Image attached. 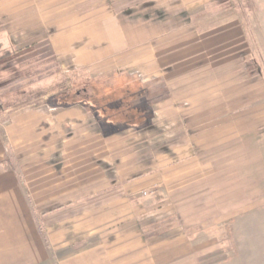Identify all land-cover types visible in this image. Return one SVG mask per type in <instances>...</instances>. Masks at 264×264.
Masks as SVG:
<instances>
[{
  "label": "crops",
  "instance_id": "1",
  "mask_svg": "<svg viewBox=\"0 0 264 264\" xmlns=\"http://www.w3.org/2000/svg\"><path fill=\"white\" fill-rule=\"evenodd\" d=\"M37 2L0 0V21L7 3L18 21L0 22V34H14L18 48L17 40L35 37L30 48L45 44L48 65L59 73L85 69L93 75L140 71L155 52L189 36L194 28L186 26L196 15L208 19L214 5H229L228 0H128L124 7L111 3L101 10L98 4L50 18L33 7ZM42 20L53 22L42 29L37 25ZM20 28L31 31L17 37ZM202 46L200 52L212 53V47ZM226 50L231 57L233 50ZM218 57L213 54L212 60ZM191 62L179 67L182 74ZM221 64L211 62L210 82ZM214 94L181 105L172 93L160 98L157 105L164 106L169 123L140 131L136 148L104 134L98 108L86 102L41 101L6 111L0 105V264L233 261L239 229L264 211V108L257 94L252 111L238 109L233 118L225 96ZM102 210L109 222L102 221ZM122 211L123 222L117 221ZM230 226L235 254L224 258Z\"/></svg>",
  "mask_w": 264,
  "mask_h": 264
},
{
  "label": "rangeland",
  "instance_id": "2",
  "mask_svg": "<svg viewBox=\"0 0 264 264\" xmlns=\"http://www.w3.org/2000/svg\"><path fill=\"white\" fill-rule=\"evenodd\" d=\"M37 1L33 7L50 18L63 14V17L71 16L77 11L91 10L98 4L101 5V10H107L111 3H116L118 7L128 4V0ZM228 3L226 8L224 6L222 8L219 4L214 5L211 18L204 19V14L196 15L195 23L191 22L186 26V28H194L189 32V36L182 38L180 43L177 42L162 50L161 55L155 52L150 56L140 69L142 74L140 71L128 72L118 68L93 75L84 69L80 71L87 72L91 80L79 82L71 90L69 89L72 84L71 77L79 70L66 74L59 73L48 65L47 52L43 50L45 44L30 48L31 44L36 42L35 37L31 41L23 38L17 40L18 48L13 42L15 35L4 32L2 34L8 36L12 52L3 57L0 53V105L4 110L5 105H9L8 109H11L41 101L48 103L55 100L68 105L78 101L86 102L90 108H98L104 134L114 135L117 141L127 139L131 143L130 147L133 148H136L134 145L140 131L152 125L169 123V117L163 113L166 109L157 105L162 101L160 98L168 96L169 93L177 98L176 105H181L192 98L198 99L204 95L221 93L225 96L224 102L228 103L235 114L233 118H236L238 109L252 111L253 103L259 101L256 98L258 95H260L258 98H261V107L264 108V0H228ZM11 4H6L8 7L5 11L6 18L0 21L4 25L17 21L16 18L15 20L11 18L15 15ZM26 4L22 2L21 6H26V10H29L30 6ZM52 22L53 20H42L38 21L37 25L42 24L44 29L46 23ZM192 23L197 26L194 27ZM196 28L207 31L201 33ZM30 31L17 29L16 36L25 37L23 35ZM202 44L212 47V53L200 52V48L204 47ZM228 48L233 50L227 54L231 55L229 58L225 56ZM242 53L243 58L240 57ZM213 54H218L220 57L212 60ZM163 55L165 56L163 61L159 60L158 56L163 57ZM235 58L239 59L236 63L232 61ZM188 62H191L192 65L189 66L192 68L188 67L186 72L184 68L182 74L179 67ZM211 62L222 63L218 68H213L217 72L216 77H213L216 79L214 82H210L212 73L208 72L211 69ZM234 63L243 66L233 67L231 64ZM66 89L70 91L66 92ZM40 90L43 94L37 95ZM21 100L24 102L18 104ZM202 102L205 101L197 103ZM206 102L211 104L214 101ZM181 121L184 122L183 117ZM146 194L147 192L144 191L142 196ZM256 215V221L239 229L240 245L237 257L229 264H264V211ZM115 216L117 221L123 222L125 213L122 211ZM101 217L105 219L102 221L109 222L107 211L102 210ZM246 227H250L251 230H246ZM231 235L230 226L226 238L229 241L228 252L220 255L221 257L227 258L235 254ZM215 256L214 254L213 257ZM214 260L216 259L212 258L209 262Z\"/></svg>",
  "mask_w": 264,
  "mask_h": 264
},
{
  "label": "trees",
  "instance_id": "3",
  "mask_svg": "<svg viewBox=\"0 0 264 264\" xmlns=\"http://www.w3.org/2000/svg\"><path fill=\"white\" fill-rule=\"evenodd\" d=\"M10 42H9V38L6 34H0V53L2 54L1 56L3 57L4 55H6L7 53L9 54L11 51L10 49ZM6 52V53H5ZM71 85L69 87V89L71 90L73 88V86H77V84L79 82H86L88 80H91L90 76H88L87 72L85 71H79L78 73H75V75L73 77H71ZM69 89H66V92L70 91ZM37 95H42L43 91H39L36 93ZM35 94V95H36ZM24 102V100H21L20 102H18V104ZM48 103L52 104V105H68L67 103H61L59 101H53V102H49ZM9 108V105L4 107V110H7ZM7 147V144H6ZM8 148V147H7Z\"/></svg>",
  "mask_w": 264,
  "mask_h": 264
}]
</instances>
